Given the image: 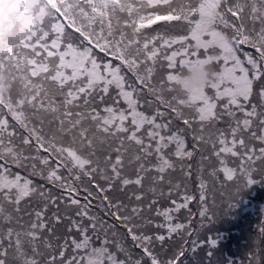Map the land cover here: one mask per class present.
<instances>
[{
    "label": "snow or ice",
    "instance_id": "snow-or-ice-1",
    "mask_svg": "<svg viewBox=\"0 0 264 264\" xmlns=\"http://www.w3.org/2000/svg\"><path fill=\"white\" fill-rule=\"evenodd\" d=\"M15 11L18 35L0 38V264H184L214 248L199 233L218 198L264 180V0ZM193 60L214 77L177 98ZM228 264H264V245Z\"/></svg>",
    "mask_w": 264,
    "mask_h": 264
},
{
    "label": "trees",
    "instance_id": "trees-1",
    "mask_svg": "<svg viewBox=\"0 0 264 264\" xmlns=\"http://www.w3.org/2000/svg\"><path fill=\"white\" fill-rule=\"evenodd\" d=\"M217 202L215 218L205 224L199 233L201 240L209 236L215 238V247L209 249L206 244H202L196 254L186 252L184 264H209L206 255L208 251L212 253L210 264L245 260L246 253L256 247L257 241L264 245L258 232L260 225L264 223V180L243 188L234 196L231 207L220 203L219 198Z\"/></svg>",
    "mask_w": 264,
    "mask_h": 264
},
{
    "label": "clouds",
    "instance_id": "clouds-1",
    "mask_svg": "<svg viewBox=\"0 0 264 264\" xmlns=\"http://www.w3.org/2000/svg\"><path fill=\"white\" fill-rule=\"evenodd\" d=\"M16 0H2L0 2V38L18 35L19 25L16 22ZM0 43L3 40L0 39ZM214 67L206 61L193 60L182 67L172 83L173 93L177 98H186L196 90L202 89L213 79Z\"/></svg>",
    "mask_w": 264,
    "mask_h": 264
},
{
    "label": "rangeland",
    "instance_id": "rangeland-1",
    "mask_svg": "<svg viewBox=\"0 0 264 264\" xmlns=\"http://www.w3.org/2000/svg\"><path fill=\"white\" fill-rule=\"evenodd\" d=\"M259 182H260V181H259ZM242 190H243V189L239 190V192H241ZM239 192H238V193H239ZM249 206H250V205H249ZM205 224L207 225V223H205Z\"/></svg>",
    "mask_w": 264,
    "mask_h": 264
}]
</instances>
